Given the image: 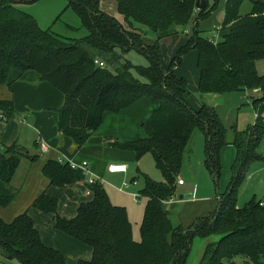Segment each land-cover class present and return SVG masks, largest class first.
<instances>
[{"label": "trees", "instance_id": "obj_1", "mask_svg": "<svg viewBox=\"0 0 264 264\" xmlns=\"http://www.w3.org/2000/svg\"><path fill=\"white\" fill-rule=\"evenodd\" d=\"M36 1L0 0V86L11 89L26 72L33 71L59 91L63 105L54 111L56 129L77 150L88 145L104 113L118 114L142 98L156 107L142 126L144 137L114 138L105 143L133 152L137 159L151 153L165 179L164 184H155L144 178L138 193L147 199L139 241L132 238L125 208L113 205L99 183L88 186L90 199L78 206L73 218L59 216L56 198L46 192L33 201L30 208L50 215L55 230L91 249V259L77 264H185L192 241L212 236L218 239L205 247L198 264H236L239 257L245 259L243 264H264L262 201L245 207L236 203V186L248 164L260 159L257 150L264 138V75L255 68L256 62L264 59V3L251 1L250 12L241 15L244 0H227L219 39L213 44L201 36L207 29L199 30L198 25L218 8L219 0L204 10L195 9L196 0H66L87 32L81 39L42 29L20 7ZM103 1L114 2L126 26L100 10ZM139 27L155 33V44L142 43ZM177 34L189 37L166 64L158 42ZM130 50L143 54L148 67L121 63V55ZM191 50L197 53L199 94L255 92L258 97L251 98L254 124L243 131L233 129L231 145L236 154L232 169L245 172L234 174L227 191L217 195V211L183 229L173 223L167 204L176 194L178 180H182L177 177L194 131L205 138V164L215 179L220 173L219 152L227 145L226 128L215 110L207 105L191 108L187 82L175 72ZM95 60L104 66L94 65ZM132 69L142 80L132 75ZM0 112L4 114L1 120L12 118V103L0 101ZM21 159L34 163L39 156L29 155L16 144L0 149L1 208L15 198L11 182ZM41 172L50 187L65 188L80 179L68 162L58 160H46ZM13 260L19 264H66L59 251L41 241L27 211L11 222L0 219V262L13 264Z\"/></svg>", "mask_w": 264, "mask_h": 264}, {"label": "rangeland", "instance_id": "obj_2", "mask_svg": "<svg viewBox=\"0 0 264 264\" xmlns=\"http://www.w3.org/2000/svg\"><path fill=\"white\" fill-rule=\"evenodd\" d=\"M207 1L209 5H211L213 2V0ZM226 1L227 0H219V3L217 5L218 8L213 12V14L207 19L199 22V30L207 29L204 30L205 32L201 34L202 37L209 38L213 32L212 28L220 25L223 19V7ZM251 1H259L264 3V0ZM251 1L244 0L239 10V13L241 15H245L250 12L252 6ZM20 7L23 9V11L30 14L42 29L50 28L53 33L70 39H81L87 35L86 30L81 27L80 18L71 7H68V2L66 0H38L32 4L23 5ZM99 8L102 12L114 17L123 26H126L123 16L117 13L114 2L103 1L100 3ZM139 29L142 35L143 44H155V33L145 27H139ZM188 37L189 36H187L186 34H177L161 39L158 42V49L164 63H168L170 61V59L176 53V49L182 44H184ZM192 52L193 51L189 52L187 56H190L185 58V60L183 61L184 65L182 69L184 71L182 72L181 70H179L176 74L177 76L184 77L187 80V91L188 96L190 98V102L191 100H195L198 101V103H203L209 107H212L215 110L220 121L226 128L225 141L227 144L231 145L233 138V129H236L237 131H243L247 127L252 126L254 124L255 110L251 105V98H257L258 94H199L197 90L194 89L192 86L194 80L193 76L194 74H196L193 62L195 54ZM124 61L129 62L134 68H145L149 65L147 58L136 50H130L124 55H121L120 62L124 63ZM255 68L259 75H264V59L258 60L256 62ZM182 73H184L185 76L182 75ZM132 75L136 78H139L135 70L132 71ZM41 97L42 95L37 93L34 96L27 97L25 93L21 92L20 90H18L15 94L14 114L16 115L15 119L13 120L18 122L16 124L20 131L18 135L20 139V145L31 152H34L35 150L33 147V142L38 139V134L36 135L33 132L32 125H28L27 122L26 124L25 122L22 123V120L26 118V120H28L29 122L32 121L38 113H45L46 111L54 112L56 110L55 107H49V109L43 107L39 108V102L41 101ZM2 114L0 113V116H2ZM141 125L142 123L140 122L139 127ZM113 127L115 128L116 124H105L102 127V131H100L102 132L100 133V138L103 140L104 147H107L105 145L106 142H111L114 138L122 140L119 138V136H114L113 138L106 136L108 135L106 133L108 131H111ZM123 127L124 123H120L117 129ZM140 129L141 130L139 131V135L142 136L143 129L141 127ZM257 153L260 154V159L251 161L248 164L246 172L245 169L242 171L237 170L235 172L232 169V165L235 159L234 148L232 146L223 148V150L219 152V177L218 179H215L209 172L205 164V138L201 132L197 130L194 131V134L190 140L188 150L184 154L182 168L180 170L179 176L177 177L178 179H182L183 183L185 182V186L176 187V194L174 196L176 200V205L168 206V210L172 212L173 223L176 226L178 225L181 228L185 229L193 225L199 219H202L207 215H210L217 211V192L218 194L223 195L227 191V188L234 174L236 175L240 171L242 173L245 172V175L244 178L240 181V183L236 186L237 206L245 207L252 201L264 202V138L261 140V144L257 150ZM49 156L55 158V155L52 153ZM111 159V157H106L101 161V163L99 162V165H105L107 168L106 161H109ZM124 163L127 166V172L124 175H108L105 172L106 174L103 173V178L99 181L103 189L105 190L110 202L113 205L125 208L128 220L131 223L134 239L135 241H139L138 239H140L141 237L140 225L143 219L144 208L147 199L142 195L141 197L139 196L137 198L138 201H135L133 195L136 193H140V190L144 186L145 177L155 184H164L165 179L163 178V175L160 170L156 167L151 153H145L139 159L136 158L135 154L126 155ZM24 171L25 166H22L19 174H23ZM96 179L98 180V178ZM133 181L136 182L135 185L131 184ZM15 182L16 181L14 180V185H16L15 187H17L18 185L15 184ZM123 182H126L129 186L125 190H120ZM198 186L201 187V192H205L206 194H196L195 198H197V200L193 202L191 201V203L188 201H185L186 203H179V197L183 196V194H181L182 188L192 189L193 187ZM77 190L78 191L75 194L77 200L73 201L72 205H69L68 202H65L69 206L67 208L63 207V211L66 213H68L70 210L74 212V214L71 216L72 218L75 217L78 206L82 202H86L90 198L89 196L83 195L79 191V189ZM209 194L210 196H208ZM205 195H207V197H205L207 199L200 198V196ZM209 197L212 198L211 201ZM181 205H183L184 207H181ZM206 205L211 207V209L209 210L211 212H203L202 214L197 215V213H199L203 209V206ZM57 206H59L58 200ZM179 207L180 209H178ZM212 238L214 239V241L218 239L217 237ZM197 240L200 239L195 238L192 242L191 246L193 252L196 250ZM83 247L90 250L89 247ZM83 252L85 253V251ZM64 258L67 259V264H77L78 260L80 259H89L85 256L75 257V254L69 252L65 253ZM244 260L245 259L239 257L236 259V264H243ZM12 263L19 264L15 260H13Z\"/></svg>", "mask_w": 264, "mask_h": 264}, {"label": "crops", "instance_id": "obj_3", "mask_svg": "<svg viewBox=\"0 0 264 264\" xmlns=\"http://www.w3.org/2000/svg\"><path fill=\"white\" fill-rule=\"evenodd\" d=\"M207 4H208V7L212 5V4L209 5L208 1L206 0V5ZM214 28L215 27H213L212 29ZM187 33L188 32L186 31V34ZM184 44H182L181 46H183ZM180 47H178L175 52H177V50ZM191 51H193L192 53L195 54L193 58V62H194V67L196 71V74H194L193 76L194 80H193L192 86L194 89L197 90V82H198V71L196 69L197 53L195 50H191ZM187 54L182 58L181 64L178 67H176L175 69L176 73L179 70H181L182 72L184 71L182 69L184 65L183 61L185 60V58L190 56V55L187 56ZM182 75L185 76L184 73H182ZM18 90H20L21 92H24L27 97L34 96L36 93L41 94L42 97H41V101L39 102V106H40L39 108L43 107V108L49 109V107H55V109H57L63 105L62 94L56 89H54L53 87H51L50 85H48L47 83L41 81L38 74L34 73L33 71L26 72L21 77L20 80H18L12 85L11 89L6 88L5 86H0V101L11 102L14 108L15 94ZM187 102L189 106L193 109H197L201 105H205L203 103H198V101H195V100H191L190 102L188 91H187ZM155 109L156 107H154V105H152L147 98H142L118 114L104 113L102 124L91 135L90 139L88 140V145L79 150L75 148V146L73 145L70 139L63 137L57 131L56 129L57 117H56L55 112L46 111L45 113H38L36 117L32 121H29V122L28 120H26V118L23 119L24 121L22 120V123L25 122L26 124L27 122L28 125L30 126L32 125L33 132L36 135L38 134V139H36L33 142V147L35 149L34 152H31L28 149L20 145V139L18 136L20 131L16 124L18 122L13 120L15 119L16 114L13 113L12 118L6 121H3L0 119V149L4 147H8L12 144H16L18 147L24 149L26 153H28L29 155L37 154L39 156V159L34 163H31L26 159H21L20 165L11 182L12 189L16 192L15 198L12 200L10 205H8L6 208L0 207V219H2L5 222H11L15 217L27 211L29 216L34 221L35 228L37 229L39 233L41 241L46 246L56 249L63 256H65L66 252H69V253L75 254V257L85 256L86 258L87 257L89 258V259H85L82 261L90 260L91 254H92V251H90L91 249L89 250L87 248H84L83 246L85 245L55 230L53 228V225L50 223L51 221L50 215L41 213L38 210L30 208L35 198L42 192H46L48 195L58 200L59 206H57V214L64 218H70L74 214V212L70 210L68 213H66L63 211V207L67 208L69 205L73 204L72 203L73 201L77 200L75 196L76 192L78 191L77 189H79V191L84 195L83 191L87 188V186L85 183V178L82 175V172L79 169L74 170L76 171V174L80 178L79 181L76 182L75 184L67 186L65 188H56V187L49 186L48 180L42 175V172H41L42 166L44 165V162L46 160H58L59 161L60 159L63 160L65 157V160L72 161L76 164H79L83 161L88 162L90 173L93 177L98 178V180L96 179L98 183H100L99 180L103 178V173L104 174L107 173L108 175H121V174L108 173L106 166L105 165L100 166L99 162L101 163V161L106 157H111L112 158L111 160L106 161L107 167L110 164H125L124 163L125 156L132 155L134 153L129 152V151H121L118 149H114L112 147H104L103 140L100 138V133H102L100 131H102V127L105 124H113V125L116 124L115 128L113 127L111 131H108L106 133L108 134L106 136L111 137V138H113L114 136H119V138L122 140H136V139L142 138V136L144 137L145 134L143 135L144 133L143 131V133L141 132L142 136L139 135V131L141 130L140 127L142 128L144 122H146L149 119V117L151 116L152 112ZM140 122L142 123V125L139 127ZM120 123H124V127L117 129ZM41 140L47 143L49 147V151L45 155L40 154L38 150L39 148L38 144ZM34 143L36 144L34 145ZM231 146L232 145L227 144L223 148H227ZM223 148L221 150H223ZM51 153L55 155V158L49 156ZM235 154H236V151H235ZM22 166H25V171L23 172V174H19ZM14 180L16 181L15 184L18 185L17 186L18 188L15 187L16 185H14ZM184 186H185V182L183 183V185H179L178 187H184ZM181 194H183V196H181L182 199L179 200L180 201L179 203H186L185 201H188L191 203V201L193 202L197 200V198H195L196 194H206V193L201 192V187L198 186V187H193L192 189L182 188ZM210 194L208 196H210ZM186 195H190L191 197L189 199H184V196ZM205 197H207V195L200 196V198L207 199ZM209 198L211 201L212 198L211 197ZM59 200H60V203H59ZM65 202H68L69 205H67ZM175 202L176 200L175 198H173L167 204V208H169L168 206L170 205L175 206L176 205ZM181 207H184V206L181 205ZM178 209H180V207ZM210 209L211 207L208 205L203 206V209L199 213H197V215H200L203 212L209 213L211 212L209 211ZM169 212L171 213V218H173L172 212L171 211ZM212 237H209L206 239L199 238L200 240H197L196 242L197 247L194 252L191 246V250H190V253L188 255V258L185 264H198L202 258L205 247L209 243L215 242ZM132 238L134 239L133 233H132ZM83 251H85V253ZM66 260L67 259H65V262L67 264L68 261ZM80 260H78V262ZM0 264L2 263L0 262Z\"/></svg>", "mask_w": 264, "mask_h": 264}, {"label": "built area", "instance_id": "obj_4", "mask_svg": "<svg viewBox=\"0 0 264 264\" xmlns=\"http://www.w3.org/2000/svg\"><path fill=\"white\" fill-rule=\"evenodd\" d=\"M220 30H221V27L218 26V27H215L214 28V31L213 33L211 34V36L209 37V41L213 44L216 43V41L219 39V35H220ZM94 65L98 66V67H103V63L102 62H99L98 60H95L94 61ZM0 118L2 119V116H0ZM263 125H264V115H263ZM39 148V152L40 154L42 155H45L48 153L49 151V147L47 145V143H45L44 141H40L39 144H38ZM60 163H63V162H68L69 164V167L72 169V170H80L82 172V175L84 176L85 178V183H86V186L87 188L83 191L84 195L85 196H91V191L89 189V185H93V184H96L97 181H96V178H94L91 173H90V170H89V165H88V162L86 161H83L79 164H76L72 161H69V160H59ZM107 172L110 173V174H125L127 172V167L125 164H110L108 165L107 167ZM132 185H135L136 182L133 181L131 183ZM178 184L179 185H183V181L182 180H178ZM128 184L126 182H123L120 190H125L128 188ZM135 201H138L137 198L139 197L138 193L134 194L133 195ZM260 206H264V202H261L260 203Z\"/></svg>", "mask_w": 264, "mask_h": 264}, {"label": "water", "instance_id": "obj_5", "mask_svg": "<svg viewBox=\"0 0 264 264\" xmlns=\"http://www.w3.org/2000/svg\"><path fill=\"white\" fill-rule=\"evenodd\" d=\"M205 7H206V0H196L195 1V8L197 10H204ZM217 195H218V192H217ZM190 197H191L190 195H186V196H184V199H189ZM180 199H182L181 196H180Z\"/></svg>", "mask_w": 264, "mask_h": 264}]
</instances>
